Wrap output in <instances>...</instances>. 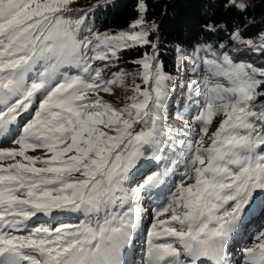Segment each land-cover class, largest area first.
Here are the masks:
<instances>
[{
    "label": "snow or ice",
    "instance_id": "6c2138e0",
    "mask_svg": "<svg viewBox=\"0 0 264 264\" xmlns=\"http://www.w3.org/2000/svg\"><path fill=\"white\" fill-rule=\"evenodd\" d=\"M72 2L0 0V138L16 146L0 148V264H125L143 193L164 184L168 165L180 159L185 171L153 215L143 264H227V247L246 219L258 208L264 216V69L212 45L190 54L177 45V73L186 57L192 62L193 76L180 87L197 106L200 126L196 138L179 139V127L166 123L177 77L164 71L158 38L150 39L159 25L146 19L145 0H138L139 18L117 33L86 25L99 4L71 18ZM227 6L248 7L242 0ZM232 39L241 41L240 32ZM136 47L151 49L133 61L141 83L133 82L127 103L114 105L100 93L123 87L127 74L105 77L94 64ZM72 67L77 74L62 71ZM176 116L183 119L179 109ZM37 149L44 155L28 154ZM62 213L85 219L29 228L38 215L56 220ZM241 251L243 264H264V229Z\"/></svg>",
    "mask_w": 264,
    "mask_h": 264
},
{
    "label": "trees",
    "instance_id": "16d2710c",
    "mask_svg": "<svg viewBox=\"0 0 264 264\" xmlns=\"http://www.w3.org/2000/svg\"><path fill=\"white\" fill-rule=\"evenodd\" d=\"M76 1H86V6L79 9L72 8L73 11L68 15L75 18L80 15L79 10L100 5L95 7L86 18V22L92 21L90 23L93 25V30L100 33L128 30L129 24L140 14L137 11L138 0H110L105 4H101V0ZM246 1L248 7L244 12H240L228 7V0H145L148 8L146 19L159 25L158 31L152 33L150 39L156 41L158 38L159 59L163 63L164 71L176 76L178 80L191 69V65L185 60L181 71L177 73L175 67L177 45L183 47L187 53H191L197 46L206 44L218 46L237 41L232 39L236 31L240 32L241 41L258 40L264 36V0ZM207 25H213L215 30L209 31ZM145 51L150 52L151 49L136 47L121 51L117 60L120 65L115 69L120 67L130 73L138 72V66L133 61L139 59ZM173 100L174 97L169 100L171 105ZM195 112V108L191 109L189 117ZM188 131L190 129L179 134V139L185 138ZM176 151L179 154L181 149L177 147ZM165 163L167 161L161 162L159 167L163 168ZM151 167L156 170V165ZM144 172H147L146 168L141 169V173ZM138 177L140 174H137L135 179L137 180Z\"/></svg>",
    "mask_w": 264,
    "mask_h": 264
},
{
    "label": "rangeland",
    "instance_id": "374dc122",
    "mask_svg": "<svg viewBox=\"0 0 264 264\" xmlns=\"http://www.w3.org/2000/svg\"><path fill=\"white\" fill-rule=\"evenodd\" d=\"M86 1L77 2L76 0H73V2L69 5V7L72 8H82L86 6ZM243 3H246V0H242ZM93 12V11H92ZM89 12V13H92ZM89 13L87 17L89 16ZM140 15V14H139ZM71 18L75 19V17L70 16ZM93 17V16H92ZM139 18V16L137 17ZM136 18V19H137ZM91 20H85L86 25L93 29V25L90 23ZM147 26V25H146ZM99 32V31H96ZM119 32V31H117ZM116 32V33H117ZM252 41V40H251ZM255 47H249L246 43H243L241 41H234V42H226L222 43L220 45H223V48H220V45L215 46L212 45L213 50L216 51L218 54L227 52L228 55L236 62H243L245 64H251L257 69H264V55L261 54L260 51V45L262 43L261 38L258 40L252 41ZM211 45V44H206ZM190 54V53H189ZM201 55H204V53H201ZM187 60V63L192 66V62L185 58ZM105 64L107 66H105ZM120 65V62H117V60H113L110 62H102L97 61L94 64V67H102L103 68V75L105 77H108L110 73L115 72L117 69H115L117 66ZM118 69H121L118 67ZM122 70V69H121ZM62 71H65L68 75H75L78 72V69L75 67L72 68H65L62 69ZM127 75L125 76V84L123 87L114 86V90L111 94L109 93H103L101 92L100 95L103 96V98L113 103L114 105L121 106L125 103H127V96L131 95V88L133 82L140 84L141 80L138 75H136L137 71L134 73H130L127 71H123ZM187 74V75H186ZM193 76V73L189 70L185 75L180 77L175 83L176 86L172 89L168 100L166 101V112H167V125L176 127L178 126L180 129L179 134H182L186 130L190 129V131L187 132V137L196 138L199 131L200 126L197 124L193 117L198 114V111L195 112V114L191 117H189V112L191 109H196V105H190L189 104V91L185 89H181L180 85L186 84L188 79ZM172 97H174V100L172 101V105L170 104L172 100ZM173 106V107H172ZM172 107V108H170ZM187 108V110H185ZM180 110L183 113V119H179L176 116V111ZM25 118H27L28 114H24ZM221 117H217L213 124L211 125L209 129L208 135L210 136L213 131H215L216 127L219 124ZM180 135H178L179 138ZM9 140H5L4 138H0V148H12L16 147L14 144H12ZM207 142V137L205 138ZM29 155L34 156H43L44 150L43 149H37L35 151H29ZM19 159V158H18ZM4 165L11 163V161L6 160L2 162ZM172 171L169 173V175L165 178L164 184L161 186L154 188L149 192H145L142 195V199L140 200V206L143 208L142 218L139 223V227L137 228L134 239L130 246L125 250V254L123 256V260L125 261V264H143V258L145 254V248H146V236L147 231L150 227V222L152 221L153 215L156 212V210L160 207H162L168 199H170L172 191H174V187L176 184H178L182 178L183 172L185 171V163L183 159H180L178 163L176 164H169V166ZM142 169V168H141ZM154 169V168H152ZM148 171V169H146ZM141 179L138 177L137 181ZM192 181H188V183H191ZM131 187H134L135 184H131ZM167 217H161V219H166ZM84 215L80 213H62L57 215L56 220H51L50 217L44 216V215H38V217H34L31 221L28 222L29 228L34 227L38 224H49L58 226L60 223H79L80 221L84 220ZM246 227L241 230V234L238 235L233 241H231L227 247V255H226V261L227 264H243L242 259V251L241 249L247 246H251V243L254 240L255 234L261 230L264 229V216L261 215L260 209L258 208L256 212L251 216L248 217L245 221Z\"/></svg>",
    "mask_w": 264,
    "mask_h": 264
}]
</instances>
